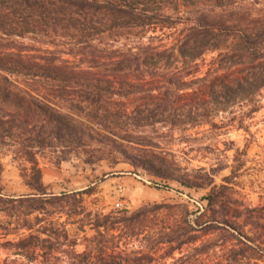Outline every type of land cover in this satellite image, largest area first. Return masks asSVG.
<instances>
[{"label": "trees", "instance_id": "obj_1", "mask_svg": "<svg viewBox=\"0 0 264 264\" xmlns=\"http://www.w3.org/2000/svg\"><path fill=\"white\" fill-rule=\"evenodd\" d=\"M178 24H182L178 33L169 34L175 41L170 47L154 45L156 34L142 41L147 30L163 33ZM17 38L36 43L38 39L53 49ZM208 52L215 56L196 81L210 102L225 108L239 99L260 96L264 90V0H0V145H7L28 164L21 175L36 192L16 199L0 193V235L14 230L13 220L92 192V188L45 192L36 153L49 146L60 145L72 152L84 141L97 143L132 164L150 165L156 176L196 187L187 175H174L173 161H161V168H154L145 150L134 146L138 143L130 127L134 117L148 120L162 113L161 106L190 85L191 80H186L192 74L190 66ZM114 95L132 99L131 106L106 107ZM224 188L210 187L204 196L207 207L216 204ZM204 212L189 210L183 203H146L133 211L93 214L89 219L92 242H112L108 252L98 249L96 255L76 251L71 241L66 248H61L62 242L54 246L50 230L56 223L46 220V226L27 228L28 233L16 242L0 243L13 249V257L2 258L0 264H55L58 260L62 264H151L162 247V257L173 259L174 251L184 246L191 251L175 260L190 264L212 250L205 242L191 246L199 228L203 234L211 229L201 228ZM169 218L172 224L146 235L150 226ZM36 221L43 220L36 217ZM222 223L232 231L228 236L238 242L227 250L225 264H258L251 263L247 253L251 248L247 242L255 239L237 231L232 221ZM61 232L68 239L64 228ZM130 241L140 244L132 248Z\"/></svg>", "mask_w": 264, "mask_h": 264}, {"label": "rangeland", "instance_id": "obj_2", "mask_svg": "<svg viewBox=\"0 0 264 264\" xmlns=\"http://www.w3.org/2000/svg\"><path fill=\"white\" fill-rule=\"evenodd\" d=\"M181 25L163 33L147 30L142 41L156 34L158 38L153 40L154 45L170 47L175 42L170 35H176ZM17 40L35 42L31 38ZM36 40L39 46L53 49ZM214 56L213 52L205 53L190 66L192 74L186 78L191 80L190 85L176 91L161 106L164 109L162 113L159 111L158 115L148 120L134 117V124L130 127L133 140L138 143L134 146L145 150L146 158L154 168H161V161H173L176 168L174 175H187L196 187H185L174 179L156 176L150 171V165H142L141 162L132 164L109 147L93 142L84 141V146L72 152L61 149L60 145L38 149L36 158L45 192L71 193L87 188H92V192L54 206L46 205L45 212H34L13 220L14 230L1 233L0 243L16 242L19 236L28 233L27 228H37L41 224L46 226V220H52L56 223L50 230L55 237L54 246L62 242L64 245L61 248H66L71 241L76 251L90 250L92 255H96L98 249L108 252L112 242H92L94 231L89 219L93 214L133 211L146 203H183L189 210L205 211L201 228H211L205 234L200 233L199 228L195 233L199 237L191 246L205 242L212 250L190 264H225L227 250L237 247L238 242L228 236L232 231L224 229L223 220L232 221L237 231L255 239L254 242H247L251 247L247 253L252 258L251 263L264 264V90L251 101L239 99L225 108L216 107L207 94L201 92L196 81L208 70ZM130 100L114 95L104 105L113 109L130 107ZM253 106L255 109L251 110ZM11 150L5 144L0 145V193L14 199L29 197L36 192L26 185L21 175L22 168H27L28 164L20 161ZM84 160L93 162L88 165ZM228 177L231 179L228 180ZM221 185L225 188L218 201L207 207L205 194L211 186ZM75 211L79 214H74ZM36 217L43 221L37 224ZM173 222L171 218L157 221V225L149 227L146 235L152 236L162 226ZM61 228L65 229L68 239L63 238ZM130 244L136 248L140 243L130 241ZM122 246L123 243L120 248H124ZM189 248L184 246L174 251L172 259L162 257V247L154 253L151 264H185L175 259L187 255L191 251ZM12 250L8 245L0 247V260L6 256L13 257ZM59 261L55 264H62Z\"/></svg>", "mask_w": 264, "mask_h": 264}, {"label": "built area", "instance_id": "obj_3", "mask_svg": "<svg viewBox=\"0 0 264 264\" xmlns=\"http://www.w3.org/2000/svg\"><path fill=\"white\" fill-rule=\"evenodd\" d=\"M116 206H118V204H116Z\"/></svg>", "mask_w": 264, "mask_h": 264}]
</instances>
